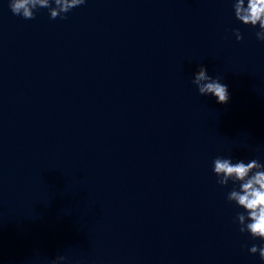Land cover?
Here are the masks:
<instances>
[{
    "label": "water",
    "instance_id": "1",
    "mask_svg": "<svg viewBox=\"0 0 264 264\" xmlns=\"http://www.w3.org/2000/svg\"><path fill=\"white\" fill-rule=\"evenodd\" d=\"M232 3L0 0V264H264L212 172L264 164V43Z\"/></svg>",
    "mask_w": 264,
    "mask_h": 264
},
{
    "label": "clouds",
    "instance_id": "2",
    "mask_svg": "<svg viewBox=\"0 0 264 264\" xmlns=\"http://www.w3.org/2000/svg\"><path fill=\"white\" fill-rule=\"evenodd\" d=\"M87 0H9L13 15L25 20L34 19L41 8L47 9L50 19H66L72 9L85 5ZM232 9L235 19L244 27L256 29V39L264 43V0H233ZM237 42L242 40L239 29H233ZM192 86L200 96H212L219 104L227 103V85L219 77H212L207 70H200L194 77ZM212 172L221 187L232 185L227 193V201L234 204L238 211L234 223L239 232L259 240V246L252 245L250 255H257L264 261V164L257 159L245 162L232 156H217L212 161ZM66 258L58 256L52 264H60Z\"/></svg>",
    "mask_w": 264,
    "mask_h": 264
}]
</instances>
